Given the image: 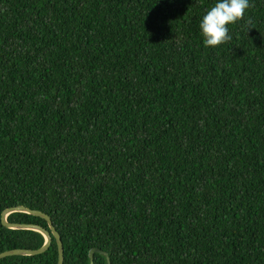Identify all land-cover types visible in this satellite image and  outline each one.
Returning <instances> with one entry per match:
<instances>
[{
    "label": "trees",
    "instance_id": "1",
    "mask_svg": "<svg viewBox=\"0 0 264 264\" xmlns=\"http://www.w3.org/2000/svg\"><path fill=\"white\" fill-rule=\"evenodd\" d=\"M213 3L0 0V254L23 206L64 264H264V0L205 47Z\"/></svg>",
    "mask_w": 264,
    "mask_h": 264
},
{
    "label": "clouds",
    "instance_id": "2",
    "mask_svg": "<svg viewBox=\"0 0 264 264\" xmlns=\"http://www.w3.org/2000/svg\"><path fill=\"white\" fill-rule=\"evenodd\" d=\"M250 0H214L203 14L199 29L205 47H216L233 39L229 25L242 20Z\"/></svg>",
    "mask_w": 264,
    "mask_h": 264
},
{
    "label": "water",
    "instance_id": "3",
    "mask_svg": "<svg viewBox=\"0 0 264 264\" xmlns=\"http://www.w3.org/2000/svg\"><path fill=\"white\" fill-rule=\"evenodd\" d=\"M13 213H27L30 215H33L35 217H40L48 222V225L50 227L51 231H48L47 229L43 228L42 226L39 225H34V224H13L8 221V218L10 215ZM2 223L3 225L11 230H28V231H35L38 233H41L44 235L46 239L45 245L39 249V250H26V249H17V250H11L4 252L0 254V261L8 258V257H14V256H27V257H33V256H38L46 253L53 242V238L56 239L58 248H59V264H64L65 261V249H64V243L62 240L61 235L57 231L56 227L53 224L52 219L50 218L49 215L41 212V211H36L32 210L23 206L15 207V208H10L7 209L3 212L2 214ZM101 254L105 255L107 258V264H112L111 259L109 255L102 250L95 248L91 250L90 252V264H95V254Z\"/></svg>",
    "mask_w": 264,
    "mask_h": 264
}]
</instances>
